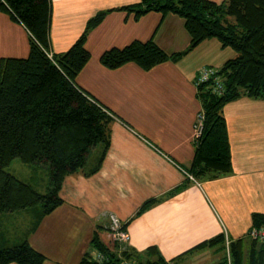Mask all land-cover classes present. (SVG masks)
<instances>
[{
    "label": "crops",
    "instance_id": "1",
    "mask_svg": "<svg viewBox=\"0 0 264 264\" xmlns=\"http://www.w3.org/2000/svg\"><path fill=\"white\" fill-rule=\"evenodd\" d=\"M140 1L53 0L50 51L68 50L99 11ZM150 38L168 54L183 52L191 43L184 19L174 13L149 12L135 20L134 13L113 10L89 34L92 57L77 83L113 115L111 145L99 171L65 178L64 203L28 235L47 256L45 264H80L92 251L95 233L113 248L112 215L126 224L131 248L143 252L155 246L167 260L181 255L178 263L189 264L202 251L218 247L185 252L220 233L230 242L243 237L252 228L253 214L264 213V97L241 96L224 108L233 171L203 182L186 180L195 152L193 124L202 111L195 76L206 66L220 69L237 53L211 38L149 71L134 62L111 70L99 60L111 47ZM29 39L23 24L0 12V59L26 57ZM102 150L101 145L98 157ZM147 201L154 202L140 213ZM19 212L32 223L33 210ZM14 214L0 217L5 245L24 240L31 226L19 232Z\"/></svg>",
    "mask_w": 264,
    "mask_h": 264
},
{
    "label": "trees",
    "instance_id": "2",
    "mask_svg": "<svg viewBox=\"0 0 264 264\" xmlns=\"http://www.w3.org/2000/svg\"><path fill=\"white\" fill-rule=\"evenodd\" d=\"M113 10L134 13L135 20L149 12L179 15L185 21L191 43L183 52L168 54L153 38L136 39L101 54L99 60L108 69L134 62L149 71L161 63L177 61L211 38L237 53L220 68L224 80L221 94L212 83L197 87L205 113L204 131L187 169L200 182L233 171L224 108L241 96L264 97V0H141L101 10L87 21L83 33L68 50L52 52V57L48 53L53 0H0V12L23 24L30 34L26 57L0 59V217L23 210L34 212L30 229L18 243L3 244L0 228V264H45L47 256L30 243L28 235L43 217L64 203L60 192L68 175L79 172L91 175L102 166L111 145L113 117L97 98L79 86L77 78L92 57L87 48L90 32ZM99 145L103 150L97 162L86 169L90 153ZM15 158L49 170L45 193L6 170ZM186 180L189 182L190 178L187 176ZM153 202L147 201L139 212ZM252 218V227H264V213H254ZM122 224L126 229V224ZM91 245L92 251L84 254L80 264H122V259L138 264H179L182 257L167 260L155 246L139 252L116 240L112 248L102 241L99 233H95ZM216 246L224 252L227 264L224 233L185 253ZM93 251L102 254L103 259L94 260ZM229 252L232 264H264V242L249 234L232 240Z\"/></svg>",
    "mask_w": 264,
    "mask_h": 264
},
{
    "label": "rangeland",
    "instance_id": "3",
    "mask_svg": "<svg viewBox=\"0 0 264 264\" xmlns=\"http://www.w3.org/2000/svg\"><path fill=\"white\" fill-rule=\"evenodd\" d=\"M100 146H98L90 153L88 162L85 165L86 169H90L97 162V157L99 154L98 148ZM6 170L9 173L16 175L19 179L23 181L33 183L41 192L45 193L47 191V186L50 179L48 169H45L44 167H35V165L24 163L19 158H15L6 167ZM30 223L31 218L30 216H27L26 213L16 212V214H14L13 224L19 229V232L27 228ZM110 240L113 245V242L115 241L113 233L112 235H110ZM217 262L218 264H226L224 262V252L220 249H209L202 251L200 255L194 257L189 264H216Z\"/></svg>",
    "mask_w": 264,
    "mask_h": 264
},
{
    "label": "built area",
    "instance_id": "4",
    "mask_svg": "<svg viewBox=\"0 0 264 264\" xmlns=\"http://www.w3.org/2000/svg\"><path fill=\"white\" fill-rule=\"evenodd\" d=\"M48 54L50 57H52V52H50ZM206 82L212 83V85L214 86V90L218 94H221L223 92L224 80H223L222 74L220 73L219 68H215L212 66H206V67L199 70V72L195 76V81H194L195 86L198 87L201 84L206 83ZM105 110L108 112V114L113 116L111 114V112H109L106 108H105ZM204 121H205V113L202 110L201 112H199L196 115L195 120H194V124H193V126H194V144L195 145L199 144V140L203 134ZM185 173L187 174L188 177H190L191 179H194V177L191 174H189L186 171H185ZM109 227H110V230L112 231L116 241H118L119 243H128V241H129L128 231L123 228V224L118 217H116L115 215L111 216V223H110ZM248 234L251 238L257 239L260 242H264V227H260V228L252 227L249 230ZM229 244H230V241L228 238H226L227 264H232V260H231V256H230V252H229ZM93 259L101 261L103 259V256L100 253H96L95 255H93ZM122 264H138V263L135 261L129 260V259H122Z\"/></svg>",
    "mask_w": 264,
    "mask_h": 264
}]
</instances>
